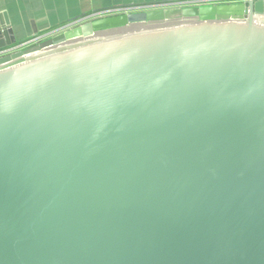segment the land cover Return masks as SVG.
Instances as JSON below:
<instances>
[{"label": "water", "instance_id": "1", "mask_svg": "<svg viewBox=\"0 0 264 264\" xmlns=\"http://www.w3.org/2000/svg\"><path fill=\"white\" fill-rule=\"evenodd\" d=\"M0 264H264V0L0 56Z\"/></svg>", "mask_w": 264, "mask_h": 264}, {"label": "crops", "instance_id": "2", "mask_svg": "<svg viewBox=\"0 0 264 264\" xmlns=\"http://www.w3.org/2000/svg\"><path fill=\"white\" fill-rule=\"evenodd\" d=\"M175 1L178 0H0V12L6 13L17 41H22L97 10Z\"/></svg>", "mask_w": 264, "mask_h": 264}, {"label": "built area", "instance_id": "3", "mask_svg": "<svg viewBox=\"0 0 264 264\" xmlns=\"http://www.w3.org/2000/svg\"><path fill=\"white\" fill-rule=\"evenodd\" d=\"M231 1H236V0H178L175 1L171 4H139L135 6H130V7H124V8H108V9H101L94 11L90 13L89 15L73 20L71 22H68L64 24L63 26H60L58 28H54L45 32H41L38 34H35L29 38H26L22 41H19L13 45L0 48V56H3L5 54H10L12 52H16L22 48L37 44L43 40H46L47 38H50L51 36H54L58 33H60L63 30H66L68 28L73 27L75 24L90 20V19H95V18H100V17H105V16H111V15H116L120 13H128V12H136V11H147V10H152L156 8H180V7H188V6H202V5H208L211 3H224V2H231Z\"/></svg>", "mask_w": 264, "mask_h": 264}, {"label": "bare ground", "instance_id": "4", "mask_svg": "<svg viewBox=\"0 0 264 264\" xmlns=\"http://www.w3.org/2000/svg\"><path fill=\"white\" fill-rule=\"evenodd\" d=\"M168 15H169V18L166 22H175V23L178 22L177 12H170V13H168ZM136 26H140V25H136ZM132 27H134V26H132Z\"/></svg>", "mask_w": 264, "mask_h": 264}]
</instances>
